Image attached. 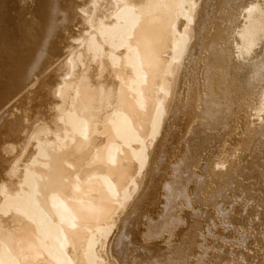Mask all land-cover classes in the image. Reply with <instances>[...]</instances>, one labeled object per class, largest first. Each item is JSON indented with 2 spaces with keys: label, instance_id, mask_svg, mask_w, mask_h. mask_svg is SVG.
Returning <instances> with one entry per match:
<instances>
[{
  "label": "bare ground",
  "instance_id": "1",
  "mask_svg": "<svg viewBox=\"0 0 264 264\" xmlns=\"http://www.w3.org/2000/svg\"><path fill=\"white\" fill-rule=\"evenodd\" d=\"M0 264H264V0H0Z\"/></svg>",
  "mask_w": 264,
  "mask_h": 264
}]
</instances>
